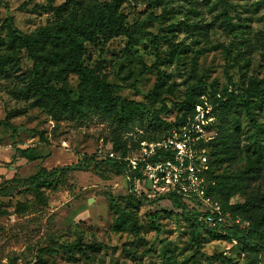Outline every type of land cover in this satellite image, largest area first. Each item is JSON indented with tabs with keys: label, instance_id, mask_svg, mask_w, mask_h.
<instances>
[{
	"label": "rangeland",
	"instance_id": "rangeland-1",
	"mask_svg": "<svg viewBox=\"0 0 264 264\" xmlns=\"http://www.w3.org/2000/svg\"><path fill=\"white\" fill-rule=\"evenodd\" d=\"M91 1L112 2L0 0V264H223L219 252L238 264L252 259L264 264V242L244 255L235 242L214 239L184 219L168 199L128 198L123 172L103 162L131 163L143 142L160 139L167 130L161 121L182 116L176 104L189 86L201 82L220 91L264 77V0H117L123 21L138 24L147 36L136 44L123 34L83 38V59L117 85L120 106L127 100L140 105L105 114L99 103L80 94L75 73L49 81L76 100L74 110L56 95L51 107L26 97L24 80L33 75L32 62L12 40L7 18L29 35ZM199 99L208 100L207 91ZM163 103L167 113L160 111ZM220 115L205 144L223 142L237 129L230 142L239 134V158L220 164L218 157L211 165L217 179L204 173L206 185L232 174L223 191L207 198L227 223L247 225L251 211L237 206L264 188V107L252 109L256 125L240 105ZM24 148H30L28 154L21 152ZM84 158H90L89 168L64 169L36 193L24 182L41 166L51 170ZM249 168L255 170L249 181L231 179ZM198 208L211 210L206 204Z\"/></svg>",
	"mask_w": 264,
	"mask_h": 264
},
{
	"label": "trees",
	"instance_id": "trees-1",
	"mask_svg": "<svg viewBox=\"0 0 264 264\" xmlns=\"http://www.w3.org/2000/svg\"><path fill=\"white\" fill-rule=\"evenodd\" d=\"M64 8L66 7L64 6ZM6 22L12 40L17 43L18 47L25 51L26 56L32 62L31 70L33 75L30 79L24 80L23 92L26 97L31 96L45 107H51V105L54 104L53 95H56L59 97L62 105L67 107L68 110H74L77 104L76 100L69 96L68 91L63 86L56 87L49 81H51L52 77L58 80L61 79L64 74L75 73L79 79L80 94H84L88 96V98L99 103L105 114L116 113L118 108L122 111L123 108L137 107L140 105L138 102L127 100L120 106L114 95L117 85L101 77L94 68L88 67L83 59V38L91 39L102 32L107 35L123 34L128 37L130 42L136 44L143 36H147V32L142 30L138 24L133 23L129 26L123 21L122 15L118 10L117 0H112V2L105 4L91 1V3L86 4V6L74 8V12H70L63 21H57L51 26L38 28L29 35L22 34L15 28L11 18H7ZM13 65H17V62H13ZM197 87H202L198 93L195 92ZM205 91L208 93V100L206 101L212 104L213 113L215 115V121L212 123L211 127L212 129L217 124L216 120L218 121V119H220L221 111H231V109L238 107V105L242 107L245 116L251 123L256 125L252 116V109L254 106L264 107V77L248 78L245 86L242 88L230 84L220 91H217L211 85L207 89L206 85L199 82L198 85L189 86L184 93L183 100L176 104L178 110H184L182 116L174 119L172 122L161 121V123L167 127L164 135H166L172 127L182 124L186 118L193 113L195 104L203 103L200 101L199 95ZM168 110L167 104L163 103L160 111L167 113ZM156 113L158 112H152L156 120H159ZM236 131L238 132L239 130L236 129L230 134H226L223 138V142L217 140V138L203 145L209 149L208 152L205 149L207 165L203 168L205 174L208 172L209 178L217 179V176L214 175L211 170V165L215 164L218 157L220 164L223 162L231 163L239 158V134H236L235 138L230 142V138L234 136ZM29 150L30 148H24L21 149V152L28 154ZM33 159L34 158H32V160ZM103 162L115 164L124 175L129 173V171L132 172L134 176L137 175V166L128 161L117 162L112 158H106ZM90 164V158H84L81 162L64 167L56 166L51 170L41 166L35 173L25 178L24 182L36 193L41 187L51 186L56 181L57 177L63 174L64 169H87ZM254 172V168L242 170L233 175L231 179L249 181L253 178ZM231 175L224 177L223 180L217 181L216 184L205 185L203 195L207 197L214 190L223 191V186L232 182L227 180V177ZM127 183L129 188L128 198L137 199L138 197H142L150 202L164 198L168 199L173 208L179 211L184 219L196 224V226L205 228L214 239L226 240L227 242L234 240L236 245L241 246L239 253L241 251L244 255H247V252L254 253L256 251L257 242H264V188L253 191L252 193L250 192L244 203L237 206L244 211H251L253 215V217L250 218V222L241 227L238 222L227 223L223 220L220 213L211 210H199L198 207L201 204L197 199L193 202H187L176 194H167L164 198L148 199L146 195H139L133 190L131 181L127 180ZM3 190L4 188H0V194ZM111 200L113 201V199ZM188 203H192V206L189 207ZM114 204L115 207L118 208L115 202ZM207 214H211L214 217L216 222L214 226H208L207 222L203 219ZM152 215L155 217L157 214L153 212ZM219 217L220 220H218ZM61 248L67 249L65 246ZM200 255L201 253H196L197 257ZM217 256L223 264H238L230 255L226 256L223 255L222 252H219ZM255 261L256 260L252 259L249 264H256Z\"/></svg>",
	"mask_w": 264,
	"mask_h": 264
},
{
	"label": "built area",
	"instance_id": "built-area-1",
	"mask_svg": "<svg viewBox=\"0 0 264 264\" xmlns=\"http://www.w3.org/2000/svg\"><path fill=\"white\" fill-rule=\"evenodd\" d=\"M214 121L212 104L203 101L195 104L193 113L166 135L143 142L141 154L131 161L137 166V175L130 171L125 175L132 182L133 190L138 194L141 189L145 190L148 199L164 198L167 194L179 195L187 202L197 199L200 204L211 207V211L216 210L203 195L206 185L203 168L207 165L203 145L210 137ZM203 219L208 226L216 224L211 214Z\"/></svg>",
	"mask_w": 264,
	"mask_h": 264
}]
</instances>
